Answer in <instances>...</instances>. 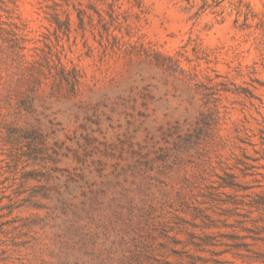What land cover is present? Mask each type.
Masks as SVG:
<instances>
[{"label":"rangeland","instance_id":"rangeland-1","mask_svg":"<svg viewBox=\"0 0 264 264\" xmlns=\"http://www.w3.org/2000/svg\"><path fill=\"white\" fill-rule=\"evenodd\" d=\"M0 264H264V0H0Z\"/></svg>","mask_w":264,"mask_h":264}]
</instances>
